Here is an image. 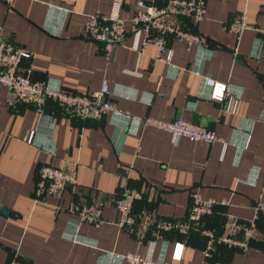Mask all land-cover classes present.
Masks as SVG:
<instances>
[{"label": "crops", "instance_id": "obj_1", "mask_svg": "<svg viewBox=\"0 0 264 264\" xmlns=\"http://www.w3.org/2000/svg\"><path fill=\"white\" fill-rule=\"evenodd\" d=\"M110 2L0 0V37L31 50L35 79L48 78L72 92L98 89L106 79L118 109L164 121L206 117L202 127L214 130L226 145L185 137L175 144L170 133L152 126L137 129L135 120L124 126L111 115L101 120L66 116L52 101L41 116L31 106L13 104L11 91L0 85V264L14 255L27 264H127L109 253L144 255L153 239L154 257L169 264H264V216L247 251L220 247L205 260L200 232H162L156 238L151 226L139 237L138 231L116 225L112 202L125 186L136 187L145 196L136 212L144 208L159 220H179L197 190L206 198L229 200L205 222L219 232L226 215L242 224L254 216L255 204H264V0H206V15L196 24L167 16L204 40L187 44L169 36L171 66L152 57L157 52L152 42L140 55L142 33L131 22L136 0H123L126 34L106 58L103 43L85 35L83 23L89 12H108ZM243 10L249 26L237 35L228 27ZM196 69L238 94L234 114L206 95L210 87L201 85ZM44 163L75 168L77 184L35 201L36 173ZM99 196L103 222H83L72 237L76 202ZM178 239L184 243L182 256L172 260L171 243Z\"/></svg>", "mask_w": 264, "mask_h": 264}, {"label": "built area", "instance_id": "obj_2", "mask_svg": "<svg viewBox=\"0 0 264 264\" xmlns=\"http://www.w3.org/2000/svg\"><path fill=\"white\" fill-rule=\"evenodd\" d=\"M123 0H111L108 12L98 9L86 14L83 23L85 35L103 43L104 53L110 58L114 46L126 34L124 20L121 16ZM206 15V0H162L161 3L153 1L136 0L131 16L133 30L142 33L140 55L149 42L157 46L156 58L171 66L172 49L167 45V39L173 35L183 39L187 44L204 43L202 36L196 31L179 22L168 20L167 16H176L187 19L190 24H196ZM249 26L245 11L238 12L229 23L228 29L237 35ZM264 33V29H261ZM33 53L23 45L16 44L6 38L0 37V85L11 91L10 101L13 104L31 106L38 114L45 115L48 101L61 110L66 116H73L83 120H101L111 115L121 125L127 126L135 120L137 129L152 126L170 133L174 143L185 137L190 141H203L208 144L222 142L212 129L192 124L183 119L164 121L149 116L136 118L129 113L118 109L112 99V89L106 79L101 82L98 89L87 92H72L62 88L60 84L52 83L48 78H33L31 64ZM25 60L27 62L25 63ZM196 74L202 78V86H209L206 94L210 99L224 103L223 109L234 114L238 94L227 87L226 84L211 80L203 76L198 69ZM264 77V73H263ZM204 95L205 92L200 93ZM115 122V121H114ZM116 123V122H115ZM33 132H30L27 143H31ZM77 184L76 169H68L65 165L55 166L49 163L41 164L36 173L34 186V200L38 201L46 195L60 196L68 187ZM152 190V189H151ZM144 193L136 187L125 186L121 193L113 199V204L118 212L116 225L129 232H143L153 226L156 238H162V232H169L180 236H188L192 231H198L204 237V246L201 254L205 260H210L220 247L236 248L245 252L250 248L255 236L257 222L264 216V204L258 202L254 206V216L240 224L231 221L226 215L225 228L219 232L216 228L205 225L206 220L214 213L216 206H226L228 199H215L203 197L197 190L191 193V202L187 207L185 217L179 220H159L152 212L146 209L135 211V205L144 200ZM104 201L101 196L93 201L82 200L77 206V218L72 219L74 232L83 222L99 226L103 222ZM155 241H150L148 251L144 255L137 253H109L113 259L127 262V264H169L164 257L155 258L153 255ZM172 244L171 259L180 260L184 248L181 240ZM5 264H27L17 255L12 256ZM220 264V263H214Z\"/></svg>", "mask_w": 264, "mask_h": 264}, {"label": "water", "instance_id": "obj_3", "mask_svg": "<svg viewBox=\"0 0 264 264\" xmlns=\"http://www.w3.org/2000/svg\"><path fill=\"white\" fill-rule=\"evenodd\" d=\"M206 120H207V118L206 117H203V118H201L200 120L198 119L197 120V118L195 119H193L192 120V123H194V124H196V125H200V126H207V122H206ZM1 212L3 213V214H8V212H9V210L7 209V208H1Z\"/></svg>", "mask_w": 264, "mask_h": 264}, {"label": "trees", "instance_id": "obj_4", "mask_svg": "<svg viewBox=\"0 0 264 264\" xmlns=\"http://www.w3.org/2000/svg\"><path fill=\"white\" fill-rule=\"evenodd\" d=\"M70 187H71V186H70ZM141 204H142V202H141ZM78 205H79V202H76V207H77ZM208 219H209V218H208ZM208 219H207V220H208ZM207 220H206V221H207ZM208 222H209V221H208ZM223 222H224V221H223ZM262 247L264 248V245H263Z\"/></svg>", "mask_w": 264, "mask_h": 264}]
</instances>
